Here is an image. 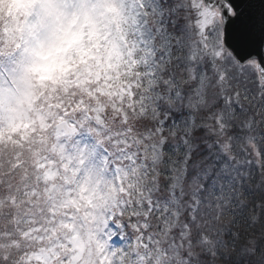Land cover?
Returning <instances> with one entry per match:
<instances>
[{"label": "snow or ice", "instance_id": "snow-or-ice-1", "mask_svg": "<svg viewBox=\"0 0 264 264\" xmlns=\"http://www.w3.org/2000/svg\"><path fill=\"white\" fill-rule=\"evenodd\" d=\"M0 264H264V0H0Z\"/></svg>", "mask_w": 264, "mask_h": 264}]
</instances>
